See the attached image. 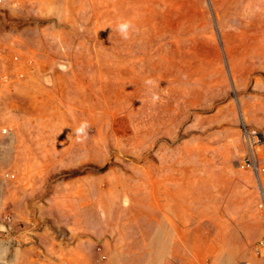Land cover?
<instances>
[{
    "label": "rangeland",
    "instance_id": "obj_1",
    "mask_svg": "<svg viewBox=\"0 0 264 264\" xmlns=\"http://www.w3.org/2000/svg\"><path fill=\"white\" fill-rule=\"evenodd\" d=\"M260 180L264 0H0V243L27 264H264Z\"/></svg>",
    "mask_w": 264,
    "mask_h": 264
},
{
    "label": "bare ground",
    "instance_id": "obj_2",
    "mask_svg": "<svg viewBox=\"0 0 264 264\" xmlns=\"http://www.w3.org/2000/svg\"><path fill=\"white\" fill-rule=\"evenodd\" d=\"M43 163L40 165H43ZM11 254H13L12 245L10 243H0V264H27L25 257L23 258L22 255H18L17 252H14L12 258H10Z\"/></svg>",
    "mask_w": 264,
    "mask_h": 264
},
{
    "label": "built area",
    "instance_id": "obj_3",
    "mask_svg": "<svg viewBox=\"0 0 264 264\" xmlns=\"http://www.w3.org/2000/svg\"><path fill=\"white\" fill-rule=\"evenodd\" d=\"M260 198L258 202V208L264 216V182L259 181ZM258 249L264 252V237L259 241Z\"/></svg>",
    "mask_w": 264,
    "mask_h": 264
}]
</instances>
